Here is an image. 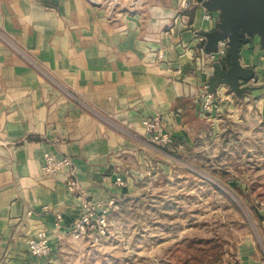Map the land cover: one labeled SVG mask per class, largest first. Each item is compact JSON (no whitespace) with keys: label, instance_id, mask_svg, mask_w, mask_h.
I'll list each match as a JSON object with an SVG mask.
<instances>
[{"label":"crops","instance_id":"obj_1","mask_svg":"<svg viewBox=\"0 0 264 264\" xmlns=\"http://www.w3.org/2000/svg\"><path fill=\"white\" fill-rule=\"evenodd\" d=\"M182 1L0 0V264H60L70 244H92L70 233L83 202L117 207L158 158L129 136L142 138L144 118L162 119L177 153L204 124L205 84L231 82L216 86L213 116L264 95L261 39L239 42L238 66L231 46L221 61L199 66L201 34L218 30L221 12L207 11V0L185 9ZM45 153L73 161L77 190L68 189L70 169L42 172ZM37 231L50 239V259L28 251Z\"/></svg>","mask_w":264,"mask_h":264},{"label":"rangeland","instance_id":"obj_2","mask_svg":"<svg viewBox=\"0 0 264 264\" xmlns=\"http://www.w3.org/2000/svg\"><path fill=\"white\" fill-rule=\"evenodd\" d=\"M262 99L200 111L204 124L180 152L141 143L158 158L114 208L108 236L70 244L60 264H264Z\"/></svg>","mask_w":264,"mask_h":264},{"label":"built area","instance_id":"obj_3","mask_svg":"<svg viewBox=\"0 0 264 264\" xmlns=\"http://www.w3.org/2000/svg\"><path fill=\"white\" fill-rule=\"evenodd\" d=\"M191 0H183L181 2V8H188ZM212 14L207 13L205 19H212ZM1 34V33H0ZM228 42L226 40L218 43L217 52L208 53L205 50H201L200 55L195 59L196 64L203 66L205 63H216L221 61L227 56ZM158 59L163 60L165 53L163 51L158 52ZM35 67L39 68L38 64L31 62ZM203 95L199 97L200 111L204 115L212 113L217 108L218 92L210 93L209 84H205L202 88ZM67 94L80 105L87 108V106L71 92ZM101 118V116L99 115ZM143 130L142 138L134 135H129L131 138L140 140L142 144H146L149 147L160 154L168 155L172 152L173 135L168 131L162 122L160 117L144 118L141 121ZM123 134L128 135L127 132L121 131ZM44 162L42 165V172L45 175L53 176L61 172L64 169H70V176L68 178L67 186L70 191L78 189V183L75 178L73 161L68 157H56L52 154L45 153L43 155ZM118 185H122V179L117 180ZM116 203L114 201L105 202L102 200L88 199L82 204V212L80 217L74 221L70 228V233L74 240L81 241L89 239L94 245H98L108 236L110 228V217ZM44 210H48L45 207ZM63 218L60 214L57 215V228L62 226ZM28 251L31 255L41 258L50 259L52 254V245L50 239L45 231H37L27 239ZM50 264H58L56 261L51 260Z\"/></svg>","mask_w":264,"mask_h":264},{"label":"water","instance_id":"obj_4","mask_svg":"<svg viewBox=\"0 0 264 264\" xmlns=\"http://www.w3.org/2000/svg\"><path fill=\"white\" fill-rule=\"evenodd\" d=\"M204 6L209 12L220 11L222 19L216 32L201 34L207 39L206 51L208 53L217 52L218 43L226 40L228 46L232 48L230 55L233 57L235 67L239 64V42L248 43L251 37L258 36L264 45V0H207ZM221 83L231 85V82L226 80L217 83L211 80L208 91L215 93L216 86ZM232 87L238 95L242 92ZM239 97L243 98L241 95Z\"/></svg>","mask_w":264,"mask_h":264}]
</instances>
